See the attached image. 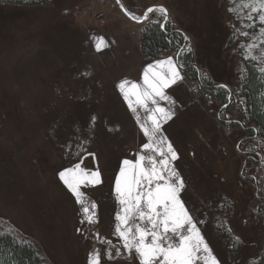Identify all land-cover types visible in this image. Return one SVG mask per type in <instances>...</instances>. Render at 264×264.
Masks as SVG:
<instances>
[{
  "label": "rangeland",
  "instance_id": "374dc122",
  "mask_svg": "<svg viewBox=\"0 0 264 264\" xmlns=\"http://www.w3.org/2000/svg\"><path fill=\"white\" fill-rule=\"evenodd\" d=\"M248 2L0 1V228L29 239L46 264H89L94 255L100 264H139L115 232L122 208L115 178L125 159L146 154L137 116L143 121L147 114L129 108L119 85L143 86L145 68L172 57L182 79L165 90L174 103H159L173 113L161 135L178 155L172 166L184 181L180 198L218 264L257 261L264 252L258 210L264 138L242 124L238 103L225 111L230 99L224 105L214 96L202 100L197 81L177 61L180 52L192 51L200 77L226 87L229 97L237 94L249 45H256L250 53L256 59H249L264 68V37L258 38L264 25ZM150 7L165 8L184 34L179 51L144 54L143 27L167 20L154 11L137 22L125 9L143 17ZM76 163L100 173L99 184L81 186L91 223L59 178Z\"/></svg>",
  "mask_w": 264,
  "mask_h": 264
},
{
  "label": "snow or ice",
  "instance_id": "6c2138e0",
  "mask_svg": "<svg viewBox=\"0 0 264 264\" xmlns=\"http://www.w3.org/2000/svg\"><path fill=\"white\" fill-rule=\"evenodd\" d=\"M119 2V0H118ZM245 7L258 14L264 25V0H249ZM159 11L167 20V10L148 8L143 17L128 12L127 15L137 22L148 19V14ZM249 19H253L249 16ZM247 36V33H245ZM264 37V27L260 37ZM264 42V41H262ZM256 45L248 46L249 56ZM101 49V43L96 44ZM264 59V56H262ZM264 75V68H261ZM182 76L174 59L169 57L155 64H149L143 73V86L124 81L119 85L129 108L137 111L144 109L147 119L141 121L140 128L147 142L142 145L146 154L138 159H125L115 178V193L121 212L117 213L115 232L123 241V247L139 258V264H218L216 257L205 242L197 223L180 198L184 181L172 162L178 159L171 143L161 135L162 124L172 118V111L160 106V101L174 103L166 94V89L181 80ZM134 97V102L132 98ZM59 178L81 204L87 222H92L88 215L90 208L85 205L82 185L99 184L100 173L89 172L76 163L59 172ZM95 204L91 205L94 209ZM110 243V242H109ZM111 258V253H108ZM89 264H100L99 256L91 257Z\"/></svg>",
  "mask_w": 264,
  "mask_h": 264
},
{
  "label": "trees",
  "instance_id": "16d2710c",
  "mask_svg": "<svg viewBox=\"0 0 264 264\" xmlns=\"http://www.w3.org/2000/svg\"><path fill=\"white\" fill-rule=\"evenodd\" d=\"M8 2L31 3L42 0H0ZM184 34L167 20L165 23L158 20L147 22L141 33V45L146 56L160 57L169 51H179L185 45ZM178 65L183 74L198 85L196 92L202 99L214 96L223 110H228L234 103H238L242 124L251 132L264 138V75L260 69L249 59H245L246 70L237 94H231L224 86H217L212 80L200 77L196 68L192 51L180 52L177 57ZM261 202L258 210L264 214V182L262 185ZM219 229L224 237L229 236V231L224 223L219 224ZM235 246V245H234ZM235 246L234 250H236ZM234 250H232L234 252ZM0 264H46L44 257L29 239L0 228ZM249 264H264V252L255 262Z\"/></svg>",
  "mask_w": 264,
  "mask_h": 264
},
{
  "label": "bare ground",
  "instance_id": "6f19581e",
  "mask_svg": "<svg viewBox=\"0 0 264 264\" xmlns=\"http://www.w3.org/2000/svg\"><path fill=\"white\" fill-rule=\"evenodd\" d=\"M121 5V4H120ZM122 6V5H121ZM123 8V7H122Z\"/></svg>",
  "mask_w": 264,
  "mask_h": 264
},
{
  "label": "crops",
  "instance_id": "0c3cea01",
  "mask_svg": "<svg viewBox=\"0 0 264 264\" xmlns=\"http://www.w3.org/2000/svg\"><path fill=\"white\" fill-rule=\"evenodd\" d=\"M4 4V3H3Z\"/></svg>",
  "mask_w": 264,
  "mask_h": 264
}]
</instances>
